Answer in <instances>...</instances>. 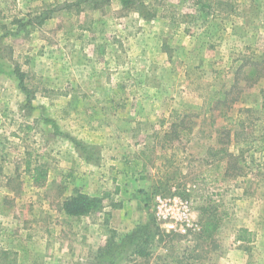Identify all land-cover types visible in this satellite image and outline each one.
I'll use <instances>...</instances> for the list:
<instances>
[{
	"label": "rangeland",
	"instance_id": "374dc122",
	"mask_svg": "<svg viewBox=\"0 0 264 264\" xmlns=\"http://www.w3.org/2000/svg\"><path fill=\"white\" fill-rule=\"evenodd\" d=\"M139 3L0 0V262L264 264V0Z\"/></svg>",
	"mask_w": 264,
	"mask_h": 264
},
{
	"label": "trees",
	"instance_id": "16d2710c",
	"mask_svg": "<svg viewBox=\"0 0 264 264\" xmlns=\"http://www.w3.org/2000/svg\"><path fill=\"white\" fill-rule=\"evenodd\" d=\"M122 4L126 8L132 7H139L142 3L138 4V0H121ZM44 19L40 20L39 23L41 24ZM26 90V89H25ZM27 92V91H26ZM231 93V90H223L217 93V97L211 96V102L216 104L225 103L227 100L228 95ZM229 162H232V159H237L236 155L233 153L228 154ZM33 184L35 186H41L45 183L47 179V171L37 167L34 169L32 174ZM101 206V199L96 196H91L83 192L76 191L74 195H71L65 199L63 202V209L69 216L73 217H80V216H88L92 212L98 210ZM241 235L236 238V240L240 241H250L251 240V233L248 229H241ZM142 230H136L130 237L135 239V237L142 235ZM248 234V235H247ZM149 239L150 238H146ZM11 252L9 251H2L1 258H7V261L11 262ZM140 254L146 255V253L140 251ZM0 264H6L5 262H0Z\"/></svg>",
	"mask_w": 264,
	"mask_h": 264
},
{
	"label": "built area",
	"instance_id": "2783aa9c",
	"mask_svg": "<svg viewBox=\"0 0 264 264\" xmlns=\"http://www.w3.org/2000/svg\"><path fill=\"white\" fill-rule=\"evenodd\" d=\"M153 212L160 226L167 232L183 235L194 226L190 204L180 196H156Z\"/></svg>",
	"mask_w": 264,
	"mask_h": 264
}]
</instances>
